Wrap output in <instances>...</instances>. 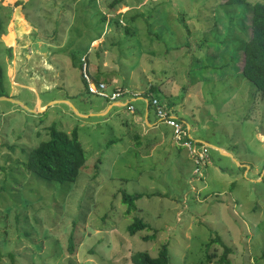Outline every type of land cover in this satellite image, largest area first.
Listing matches in <instances>:
<instances>
[{
    "label": "rangeland",
    "instance_id": "obj_1",
    "mask_svg": "<svg viewBox=\"0 0 264 264\" xmlns=\"http://www.w3.org/2000/svg\"><path fill=\"white\" fill-rule=\"evenodd\" d=\"M223 1L0 0L7 96L33 109L0 100V264H134L131 253L155 256L162 243L168 264H264V99L234 67L243 56L233 35L220 68L226 77L208 78L219 64L207 46L240 19ZM82 58L108 91L175 101L169 108L192 135L234 156L207 145V163L194 172L171 128L147 131L141 111L86 90ZM63 99L95 114L80 116ZM51 124L77 127L86 160L74 181L45 180L23 165ZM123 191L143 195L128 210ZM135 217L148 226L130 235ZM225 245L230 262L218 263Z\"/></svg>",
    "mask_w": 264,
    "mask_h": 264
},
{
    "label": "trees",
    "instance_id": "obj_2",
    "mask_svg": "<svg viewBox=\"0 0 264 264\" xmlns=\"http://www.w3.org/2000/svg\"><path fill=\"white\" fill-rule=\"evenodd\" d=\"M226 6H231L235 11L234 15L240 19L236 22H227L226 28L229 34H225L223 37V32L216 36V39L220 42L216 44V47L207 46V56L213 57L217 64L213 66V72H210L211 77L208 78H224L227 72H224L220 68L229 64L225 61V54L228 51L227 48L231 45H226L225 41L230 42V38L233 35L238 40L237 46L232 48L234 54L236 51L240 50L242 53V64L240 66H234L237 72H240L243 76L248 78L253 85L255 91L258 92L259 96L264 99V1L262 0H224L222 2ZM238 8H235V7ZM249 11V24L250 28L249 36L247 38L244 35L240 36L243 30V21L246 18V13ZM216 12H214V15ZM216 17V16H215ZM229 20L233 16H228ZM243 17V19L241 18ZM216 20V18L214 19ZM237 25V27H236ZM1 28V22H0ZM239 29V31L236 30ZM243 32V31H242ZM222 36V37H221ZM221 37V38H220ZM220 38V39H218ZM231 43V42H230ZM223 54V59L221 55ZM232 58V57H230ZM198 57L196 60H199ZM199 65L201 62H198ZM93 79V78H92ZM95 81H104L103 78H94ZM84 84L87 90V82ZM123 90H128L122 88ZM151 91L160 93L159 84L150 87ZM187 89V88H186ZM253 89V90H254ZM88 91V90H87ZM89 92V91H88ZM0 95H7V90L5 86V72L4 68L0 62ZM125 101H127L122 106H128L132 104L134 99L132 97L136 96L135 99L139 98L144 101V97L148 96V93H138L134 91H127L125 94ZM142 97H139L141 96ZM164 98L167 96L164 94ZM122 96V95H121ZM152 97H157L153 95ZM158 98V97H157ZM163 98V97H162ZM159 99V103L163 108L168 109L175 101H164V99ZM119 100H122L119 98ZM124 101V100H122ZM134 102V101H133ZM133 105V104H132ZM134 106V105H133ZM150 106V105H149ZM100 109V108H98ZM133 111H137L135 106ZM42 113L47 115V109ZM45 115V116H46ZM42 118V117H40ZM86 160L85 151L83 149L82 143L78 138L77 127H73L70 132L63 129L57 128L54 124L49 126V138L42 139L39 143L28 151L26 159L23 161L25 168L35 173L42 179L56 182H68L74 181L79 173L80 168L84 165ZM143 193L135 192L128 193L126 191L122 192V200L128 204V210L135 207L134 201L141 197ZM148 224L141 218L135 217L134 220L129 223L126 227L130 235L135 234L138 230L144 229ZM214 240H220L218 237ZM68 248L70 251L74 250L73 236L70 234L68 238ZM231 250L230 247L224 246L222 254L216 259L218 263H229L227 258L228 252ZM210 258V256H208ZM130 259L134 264H168L169 261V251L167 243H162L158 253L155 256L150 255L146 250H137L130 255Z\"/></svg>",
    "mask_w": 264,
    "mask_h": 264
},
{
    "label": "built area",
    "instance_id": "obj_3",
    "mask_svg": "<svg viewBox=\"0 0 264 264\" xmlns=\"http://www.w3.org/2000/svg\"><path fill=\"white\" fill-rule=\"evenodd\" d=\"M82 60L83 75L85 76L87 82V90L89 92L103 96L109 101H115L118 100L121 95L125 94L128 91L125 89L123 90L122 87H113L112 90L108 91L107 83H105L104 81H95L92 79L83 58ZM135 98L136 96L133 97V99ZM145 100L146 103L153 107L156 119L159 122L168 125L172 129V134L175 141L179 145L187 149L188 154L193 158V161L195 163L194 172H197L199 175H201V167L205 164L206 157H208L207 144L203 143L202 147L198 148L199 141L193 137L190 127L185 124V122L171 110L163 108V106L159 103L157 97H145ZM127 101H125V103ZM129 108L133 111L134 106L130 104Z\"/></svg>",
    "mask_w": 264,
    "mask_h": 264
},
{
    "label": "crops",
    "instance_id": "obj_4",
    "mask_svg": "<svg viewBox=\"0 0 264 264\" xmlns=\"http://www.w3.org/2000/svg\"><path fill=\"white\" fill-rule=\"evenodd\" d=\"M97 38V37H96ZM95 37L93 38V39H96ZM139 97H142V95L141 96H139ZM131 99H133V97L131 98ZM137 99H139V98H137ZM135 100V99H134ZM51 101L52 100H50V101H48L46 104L47 105H50V103H51ZM122 100H115V101H112V103H119V102H121ZM125 101V100H124ZM123 101V102H124ZM140 101L142 102V104H143V106L142 107H139V109L137 108L136 110L137 111H141V119H140V121L141 122H143L144 123V126L146 127V129H147V131L148 130H155L156 128H157V125H158V123H161V122H159L157 119H156V116H155V112H154V109H153V107L152 106H149V104L148 103H146V100H145V98H144V101H142L141 99H140ZM72 103V102H71ZM73 104V103H72ZM112 104H110V105H108V107H107V109H109L110 108V106H111ZM73 108V107H72ZM77 108V110L81 113V112H83V113H81V115L84 117V115L86 114V116H89V115H93V114H95V110L93 111V109H90V108H88V109H86L85 111L83 110V111H80L79 109H78V107H76ZM150 108H152V111H153V114H154V118L153 119H150L149 118V109ZM168 109H170L174 114H176V112L172 109V108H168ZM86 111H88V112H86ZM86 112V113H85ZM79 115V114H78ZM80 115V116H81ZM177 115V114H176ZM178 116V115H177ZM179 117V116H178ZM182 119V118H181ZM183 120V119H182ZM184 121V120H183ZM163 124H165V123H163ZM189 127H190V124L187 122L186 123ZM166 125V124H165ZM167 126V128H169L170 129V127L168 126V125H166ZM162 131V130H161ZM194 136V135H193ZM198 141H202V142H204V143H206L207 145H209V146H212L213 148H215V149H218L219 151H220V153H222V154H225V155H231V156H234L233 155V153L231 152V151H229V150H227L226 148H224L223 146H221V145H219V144H217V143H214V142H208L206 139H201V137H199V136H194ZM223 150V151H222ZM226 151V152H225ZM235 159V161L238 163V164H242L241 166H244V164H246L247 165V168L248 169H251V166L249 165V164H247V163H244V162H240L239 160H237L236 158H234Z\"/></svg>",
    "mask_w": 264,
    "mask_h": 264
},
{
    "label": "water",
    "instance_id": "obj_5",
    "mask_svg": "<svg viewBox=\"0 0 264 264\" xmlns=\"http://www.w3.org/2000/svg\"><path fill=\"white\" fill-rule=\"evenodd\" d=\"M0 100H10V101H13V102H15V103H18V104H20L21 106H23V107H25V108H27V109H29V110H33L31 107H29V106H27V104H25L22 100H20V99H17V98H14V97H10V96H7V95H0ZM63 101H66V102H68L70 105H72V107H73V110L77 113V114H79V115H81V113L77 110V108L70 102V101H68V100H64L63 99ZM120 104H124L123 102H119Z\"/></svg>",
    "mask_w": 264,
    "mask_h": 264
},
{
    "label": "clouds",
    "instance_id": "obj_6",
    "mask_svg": "<svg viewBox=\"0 0 264 264\" xmlns=\"http://www.w3.org/2000/svg\"><path fill=\"white\" fill-rule=\"evenodd\" d=\"M153 95H151V94H148V96L146 97V98H149V97H152ZM145 98V97H144ZM119 100V99H118ZM121 102H123V101H121ZM124 104H125V101L123 102ZM123 104V105H124ZM151 106V105H150ZM170 110V109H169ZM162 123V122H161ZM171 131H172V129H171ZM172 136H173V134H172ZM194 137V136H193ZM195 138V137H194ZM196 139V138H195ZM173 140H174V142H175V144H177L179 147H182V148H184L186 151H187V149L185 148V147H183V146H181V145H179L176 141H175V139L173 138ZM199 142H202V141H199ZM198 142V143H199ZM204 143V142H203ZM187 153H188V151H187ZM189 155V154H188ZM190 156V155H189ZM191 157V156H190ZM193 159V158H192ZM206 163H207V161L205 162V164L203 165V166H205L206 165ZM202 166V167H203ZM202 167H201V171H202Z\"/></svg>",
    "mask_w": 264,
    "mask_h": 264
}]
</instances>
